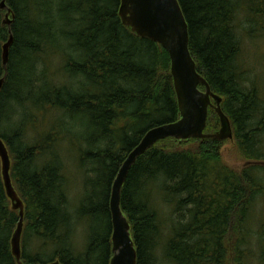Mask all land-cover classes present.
<instances>
[{"label":"trees","instance_id":"obj_1","mask_svg":"<svg viewBox=\"0 0 264 264\" xmlns=\"http://www.w3.org/2000/svg\"><path fill=\"white\" fill-rule=\"evenodd\" d=\"M6 4L14 19L11 26L5 25L7 11L0 9V79L6 76L0 92V138L7 145L11 178L25 205L22 262L110 264L115 179L150 129L180 120L169 54L123 25L121 0H6ZM179 4L197 71L223 98L222 109L248 161L236 171L221 154L227 141L211 139H168L139 157L121 201L132 228L137 264H158L160 245L170 264H264V222L257 234L250 226L254 204L264 195V96L244 86L239 65L241 32L264 24V0ZM10 34L14 40L4 68L3 46ZM52 65L60 80H50ZM72 120L89 128V135L80 137L74 148L86 181L75 212L63 152L58 151L60 143L70 140L62 128ZM45 121L55 124L41 132ZM219 129L220 120L210 109L205 132ZM156 197L173 207L175 217L164 244ZM86 219L105 223L108 232L100 236L94 231L86 253L80 254L69 241L75 226H83ZM19 220L6 193L0 161V264H17L11 241ZM49 247L54 254L47 262L30 253Z\"/></svg>","mask_w":264,"mask_h":264},{"label":"water","instance_id":"obj_2","mask_svg":"<svg viewBox=\"0 0 264 264\" xmlns=\"http://www.w3.org/2000/svg\"><path fill=\"white\" fill-rule=\"evenodd\" d=\"M6 10L4 24L11 26V10L6 0L0 5ZM119 16L123 25L141 39L160 45L171 60V75L177 96L180 120L150 129L140 144L129 154L121 167L112 187L110 211L112 217V254L110 264H137L138 255L132 237V228L121 207L122 190L131 168L138 158L145 155L159 142L174 139L179 142L197 140H234V132L229 117L222 109L223 98L212 92L209 83L197 71V64L190 51L189 26L179 0H121ZM14 37L3 46V64L7 68L10 48ZM6 76L0 79V92ZM204 87L205 90H201ZM210 109L220 120V129L208 134ZM0 161L2 176L13 210L19 211L20 220L11 241L12 255L17 264H23L22 237L25 222V205L16 191L11 178V158L5 142L0 138ZM46 264H62L59 260Z\"/></svg>","mask_w":264,"mask_h":264},{"label":"rangeland","instance_id":"obj_3","mask_svg":"<svg viewBox=\"0 0 264 264\" xmlns=\"http://www.w3.org/2000/svg\"><path fill=\"white\" fill-rule=\"evenodd\" d=\"M244 14H242L240 18L243 25V29L241 30H244L247 27ZM252 20H255L254 15L252 16ZM261 25L264 26V24ZM261 25H251L249 32L246 31V29L241 32L242 54L239 59V65L245 73L243 77L245 82L244 86L250 89H258L261 95L264 96V29ZM61 78L60 74H58L57 70H54L53 67V70L50 71V80H60ZM54 124L55 123H50L48 121L43 122L40 126L41 132L47 131ZM58 126L57 128H59ZM62 131L63 133L68 132L70 134V140L66 139L64 143H60L58 151L61 149L63 152L65 173L69 188L68 196L72 211L75 212L77 205L80 203L84 195L86 181L84 180L83 174L80 173V167L77 160L79 154L74 148L78 147L80 137L89 135V128L87 125L80 123L79 121L72 120L69 121L68 127L62 128ZM221 154L224 162L238 172H241V170L247 165L246 161L248 160L244 159L242 156L235 139L231 141L227 140V142L223 144ZM164 201L165 200L161 197H156L155 200V207H157L161 219L160 242L166 241L170 236V229L173 226L172 223L175 221L173 207ZM262 222H264V195H262V197H260L254 204L253 216L250 220V226L253 228L254 234H257V232L260 231L259 227ZM75 227V231L69 242L73 250L80 254H83V252L86 253L85 250L89 245L91 235H93L92 233L94 231L99 233L100 236H104V234L108 232V227L105 223H97L88 219L84 221L83 226L82 224H79ZM164 243L165 242H163V244ZM32 244L39 249L40 243H38V241L33 239ZM253 248L254 251L257 250L256 246ZM30 253H33V256H36V254L40 255V261L47 262L53 258L54 251L49 247L40 253H34V249H31ZM156 257L158 259V264H170L166 259L164 246L162 247V245H160Z\"/></svg>","mask_w":264,"mask_h":264},{"label":"bare ground","instance_id":"obj_4","mask_svg":"<svg viewBox=\"0 0 264 264\" xmlns=\"http://www.w3.org/2000/svg\"><path fill=\"white\" fill-rule=\"evenodd\" d=\"M2 57H3V54H2ZM3 59V58H2ZM3 67H4V64H3ZM5 77V76H4Z\"/></svg>","mask_w":264,"mask_h":264}]
</instances>
